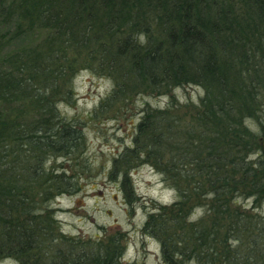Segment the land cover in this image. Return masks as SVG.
Returning <instances> with one entry per match:
<instances>
[{
	"label": "trees",
	"instance_id": "1",
	"mask_svg": "<svg viewBox=\"0 0 264 264\" xmlns=\"http://www.w3.org/2000/svg\"><path fill=\"white\" fill-rule=\"evenodd\" d=\"M32 33L39 41L23 47ZM8 46L14 52L0 58V264H120L122 236L64 235L52 207L77 189L53 163L82 144L56 107L71 99L79 71L110 84L93 118L115 117L137 98L167 99L141 106L131 143L108 172L127 195L128 174L146 164L173 191L142 225L162 261L264 264V0H0V48ZM185 87L202 91L197 103L174 99Z\"/></svg>",
	"mask_w": 264,
	"mask_h": 264
},
{
	"label": "rangeland",
	"instance_id": "2",
	"mask_svg": "<svg viewBox=\"0 0 264 264\" xmlns=\"http://www.w3.org/2000/svg\"><path fill=\"white\" fill-rule=\"evenodd\" d=\"M40 37L41 34H29L22 46H33ZM14 50V46L0 48V58ZM109 89L108 81L87 71H79L72 82L71 99L56 106L59 116L80 130L82 144L68 158H59L53 163L57 168L63 165L67 174L77 181L76 191L61 195L52 202L55 218L60 231L74 238L98 240L115 234L122 236L125 248L120 264H165L158 244L142 232V225L147 214L154 212L153 208L174 200L173 191L164 186L161 177L146 164L128 174L129 188L126 186V189L130 192L127 195L115 179L108 178V172L114 157L130 145L141 106L146 103L163 107L167 99L137 98L135 107L130 109L128 105L115 117L93 118V110ZM172 94L179 103H197L202 91L185 87L175 89ZM2 108L0 103V110ZM252 130L259 133L258 126H252ZM242 204L244 208L249 206L248 201ZM261 211L263 208L258 210Z\"/></svg>",
	"mask_w": 264,
	"mask_h": 264
},
{
	"label": "water",
	"instance_id": "3",
	"mask_svg": "<svg viewBox=\"0 0 264 264\" xmlns=\"http://www.w3.org/2000/svg\"><path fill=\"white\" fill-rule=\"evenodd\" d=\"M260 152L264 155V123L261 129V137H260Z\"/></svg>",
	"mask_w": 264,
	"mask_h": 264
}]
</instances>
